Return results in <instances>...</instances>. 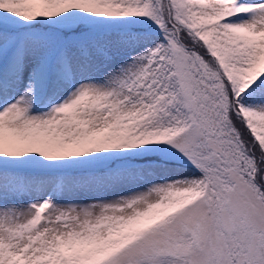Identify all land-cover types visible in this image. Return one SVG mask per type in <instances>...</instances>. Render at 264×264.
Segmentation results:
<instances>
[{
    "label": "snow or ice",
    "instance_id": "snow-or-ice-1",
    "mask_svg": "<svg viewBox=\"0 0 264 264\" xmlns=\"http://www.w3.org/2000/svg\"><path fill=\"white\" fill-rule=\"evenodd\" d=\"M0 264H264V0H0Z\"/></svg>",
    "mask_w": 264,
    "mask_h": 264
}]
</instances>
